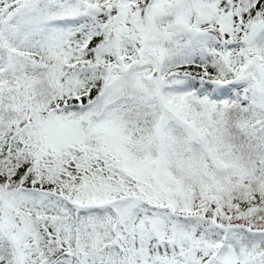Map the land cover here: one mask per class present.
Segmentation results:
<instances>
[{
    "label": "snow or ice",
    "instance_id": "1",
    "mask_svg": "<svg viewBox=\"0 0 264 264\" xmlns=\"http://www.w3.org/2000/svg\"><path fill=\"white\" fill-rule=\"evenodd\" d=\"M0 264H264V0H0Z\"/></svg>",
    "mask_w": 264,
    "mask_h": 264
}]
</instances>
